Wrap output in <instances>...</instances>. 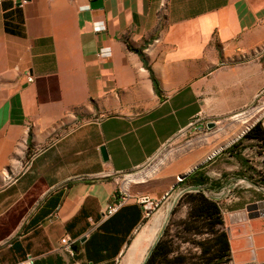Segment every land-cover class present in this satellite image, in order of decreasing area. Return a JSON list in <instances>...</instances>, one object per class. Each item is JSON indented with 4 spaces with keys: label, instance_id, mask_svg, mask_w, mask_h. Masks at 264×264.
<instances>
[{
    "label": "crops",
    "instance_id": "crops-1",
    "mask_svg": "<svg viewBox=\"0 0 264 264\" xmlns=\"http://www.w3.org/2000/svg\"><path fill=\"white\" fill-rule=\"evenodd\" d=\"M263 46L264 0H0V264H143L153 207L198 190L228 264H264V151L234 117ZM196 118L211 137H186Z\"/></svg>",
    "mask_w": 264,
    "mask_h": 264
},
{
    "label": "trees",
    "instance_id": "trees-1",
    "mask_svg": "<svg viewBox=\"0 0 264 264\" xmlns=\"http://www.w3.org/2000/svg\"><path fill=\"white\" fill-rule=\"evenodd\" d=\"M128 48L133 49L129 46ZM240 139L254 140L260 151H264V126L261 122H257ZM229 152L231 153V150ZM189 173L181 183L191 182L193 185L201 186L208 181V177L202 171L196 169ZM177 204L188 207L185 219L180 222L185 231L194 234L205 231L212 236L197 242L200 255L196 257V260L188 262L190 258L185 255H172L174 251L172 239L164 238L162 235L151 248L143 264H223L227 262L230 253L229 242L227 233L221 229L223 221L218 204L206 197L201 190L184 193Z\"/></svg>",
    "mask_w": 264,
    "mask_h": 264
},
{
    "label": "rangeland",
    "instance_id": "rangeland-1",
    "mask_svg": "<svg viewBox=\"0 0 264 264\" xmlns=\"http://www.w3.org/2000/svg\"><path fill=\"white\" fill-rule=\"evenodd\" d=\"M242 126L244 128L245 125H242ZM189 132L190 134H187L186 137H211L212 136V133H210L208 128H206V130H203V131H198V130H194L191 128ZM167 150L168 148L164 149L162 153H166ZM211 161H209L207 164H209ZM158 167L159 166L153 167L150 170L152 171V173L150 174V177L154 175L155 173L154 170L157 169ZM210 168L217 169L218 161L216 160L214 164H211ZM173 194H174V191H170L165 196V198L160 200L157 206L153 207L155 209H161L159 211V214H157V215H160V218L158 219L157 222H153L152 229L148 228L149 225L145 226L147 227L146 232H145L147 233V244L142 249H139L136 252L138 254L139 261H141L144 258V255L146 253V248L148 251L150 247H152L153 243L156 242L159 239V237L163 235L164 238L172 239V246L174 249L172 255H177V254L185 255L187 258H190L188 262H191L193 260H196V257L200 255V247L197 244V242L203 239H206V238H210L212 236L211 233L205 232V231L200 234H194L193 232L184 230L183 225L180 223L182 220L185 219V218H181L183 214V209H181L178 204H175L173 202L172 200ZM222 227L223 226H221V229ZM156 232L158 234H156ZM187 264H190V263H187Z\"/></svg>",
    "mask_w": 264,
    "mask_h": 264
},
{
    "label": "built area",
    "instance_id": "built-area-1",
    "mask_svg": "<svg viewBox=\"0 0 264 264\" xmlns=\"http://www.w3.org/2000/svg\"><path fill=\"white\" fill-rule=\"evenodd\" d=\"M261 52L264 53V46L262 47ZM237 114L244 116H247L248 114H253V116L255 117V119L250 123V125L242 132L243 134L247 132L257 122H262L264 119V87L258 91L255 97V103H253V105L247 110H244ZM188 128L203 131L204 129H206V124H201L200 120L196 118L189 123ZM127 198L128 195L125 192H118V195L106 205V208L102 214L103 217H109L114 214L124 204ZM63 242L65 244V248L70 252V254H72L69 241L63 240ZM9 264H36V262L34 257H32L31 255H26L24 258ZM223 264H228V261Z\"/></svg>",
    "mask_w": 264,
    "mask_h": 264
},
{
    "label": "water",
    "instance_id": "water-1",
    "mask_svg": "<svg viewBox=\"0 0 264 264\" xmlns=\"http://www.w3.org/2000/svg\"><path fill=\"white\" fill-rule=\"evenodd\" d=\"M214 123H209L208 125H207V128H211V127H214ZM243 135V133H241L239 136H238V138L239 137H241ZM100 153H101V156H102V158H103V160L105 161V160H107V154H106V151H105V149H104V147H100ZM186 176V174H184L183 176H181L180 177V180L181 179H183L184 177ZM256 207V205H254V204H252V205H249L247 208L248 209H252V208H255ZM227 235H228V231H227ZM146 259V258H145ZM145 261V260H144ZM143 261V262H144Z\"/></svg>",
    "mask_w": 264,
    "mask_h": 264
},
{
    "label": "bare ground",
    "instance_id": "bare-ground-1",
    "mask_svg": "<svg viewBox=\"0 0 264 264\" xmlns=\"http://www.w3.org/2000/svg\"><path fill=\"white\" fill-rule=\"evenodd\" d=\"M234 117H236L237 119H241L243 120V124L244 126V130L250 125V123L255 119V117L253 116V114H248L247 116L244 115H238L235 114ZM217 150H215L216 152ZM214 151L212 153H215ZM180 179V178H179Z\"/></svg>",
    "mask_w": 264,
    "mask_h": 264
}]
</instances>
